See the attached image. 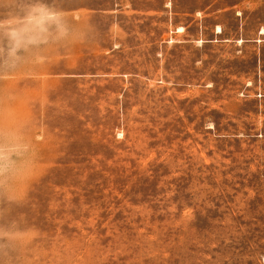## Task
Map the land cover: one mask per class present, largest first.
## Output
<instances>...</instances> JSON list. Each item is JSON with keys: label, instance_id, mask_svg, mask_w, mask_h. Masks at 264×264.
<instances>
[{"label": "rangeland", "instance_id": "1", "mask_svg": "<svg viewBox=\"0 0 264 264\" xmlns=\"http://www.w3.org/2000/svg\"><path fill=\"white\" fill-rule=\"evenodd\" d=\"M0 264H264V0H0Z\"/></svg>", "mask_w": 264, "mask_h": 264}]
</instances>
